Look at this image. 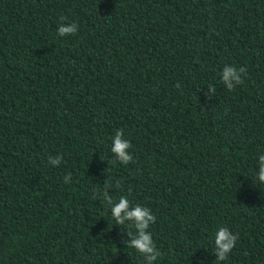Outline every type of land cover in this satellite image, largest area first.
Returning a JSON list of instances; mask_svg holds the SVG:
<instances>
[{
    "label": "trees",
    "instance_id": "trees-1",
    "mask_svg": "<svg viewBox=\"0 0 264 264\" xmlns=\"http://www.w3.org/2000/svg\"><path fill=\"white\" fill-rule=\"evenodd\" d=\"M261 156L264 0H0V264H144L105 183L156 217L154 264H264Z\"/></svg>",
    "mask_w": 264,
    "mask_h": 264
},
{
    "label": "clouds",
    "instance_id": "clouds-1",
    "mask_svg": "<svg viewBox=\"0 0 264 264\" xmlns=\"http://www.w3.org/2000/svg\"><path fill=\"white\" fill-rule=\"evenodd\" d=\"M77 31V23H62L57 29V33L61 37L74 35ZM239 72L243 73L244 76L247 75V71L244 67H241ZM222 79L226 82L229 91L234 89L233 80L236 81L237 84L243 83L235 67H226L223 70ZM213 91H215V89H213ZM131 147L130 141L123 138V129L117 130L115 137L112 138L111 152L120 163L127 165L133 161V157L128 151ZM48 161L53 165L60 164L62 157L56 156L53 159L52 156H49ZM260 164L261 167L258 175L259 179L264 182V156L260 157ZM70 179L71 176L69 174L64 177V182L69 183ZM111 187V184L105 183L104 189L97 193V195L101 196L111 206V216L115 220L116 225H127L128 236H130L131 239L124 241L126 247L132 248L140 253L144 257V264H154L157 258L161 256L153 240L152 233L149 231L150 225L155 223L156 217L148 207H144L140 204L133 206L127 196L122 195L119 197L118 202H114L109 192L105 191V189ZM126 221L129 223L126 224ZM237 239V234H234L226 227H220L216 231L214 245L215 256L218 261H225L228 258L235 247Z\"/></svg>",
    "mask_w": 264,
    "mask_h": 264
}]
</instances>
